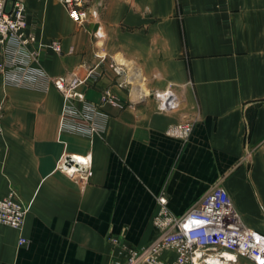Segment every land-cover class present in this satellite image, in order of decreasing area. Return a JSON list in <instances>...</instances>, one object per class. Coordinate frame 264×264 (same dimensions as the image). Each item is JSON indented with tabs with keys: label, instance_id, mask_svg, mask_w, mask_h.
Masks as SVG:
<instances>
[{
	"label": "crops",
	"instance_id": "obj_1",
	"mask_svg": "<svg viewBox=\"0 0 264 264\" xmlns=\"http://www.w3.org/2000/svg\"><path fill=\"white\" fill-rule=\"evenodd\" d=\"M23 2L38 53L6 46L0 197L16 189L27 210L21 231L0 223V264H108L107 235L156 237L161 191L180 215L221 186L264 234V0H88L83 23L59 0ZM58 76L82 79L84 100ZM106 88L118 106L101 103ZM184 121L186 141L166 134ZM68 156L91 174L70 176Z\"/></svg>",
	"mask_w": 264,
	"mask_h": 264
},
{
	"label": "built area",
	"instance_id": "obj_2",
	"mask_svg": "<svg viewBox=\"0 0 264 264\" xmlns=\"http://www.w3.org/2000/svg\"><path fill=\"white\" fill-rule=\"evenodd\" d=\"M59 1L68 16L77 23L85 22L91 14L88 0ZM34 42V35L27 33V14L23 0H0V73L6 69L5 50L8 43H13L35 58L38 49L30 50ZM49 46L55 51H61L57 40L51 41ZM111 66L117 75V85L125 86L122 68ZM52 83L66 100H84V92L80 89L84 83L82 79L58 76L52 79ZM170 94L167 93L162 101L164 107L172 106L171 101H167ZM101 103L118 106L109 88L103 90ZM3 113L4 99H0V133ZM192 129L193 122L184 121L167 127L166 134L186 141ZM72 158L81 169L78 170L75 164L63 168L70 176L84 178L91 174L90 159L87 156L82 163ZM156 201L157 210L152 217L156 237L147 245L133 246L118 235H107L106 240L114 251V257L108 264H211V260L227 258L225 253L232 256L229 259L232 264H236L240 258L248 259L253 264H264V234L242 222L223 187L212 188L180 215L169 210L163 191L156 196ZM26 210V203L21 200L16 189H10L7 195L0 197L1 224L21 231ZM26 242L27 239L20 234L18 244Z\"/></svg>",
	"mask_w": 264,
	"mask_h": 264
},
{
	"label": "bare ground",
	"instance_id": "obj_3",
	"mask_svg": "<svg viewBox=\"0 0 264 264\" xmlns=\"http://www.w3.org/2000/svg\"><path fill=\"white\" fill-rule=\"evenodd\" d=\"M164 98V97H163ZM75 159L77 161H79L80 163H82L83 161H85V157H75ZM225 255L227 256V258H224V259H214V260H211V264H232L229 259L232 257L230 255V253H225Z\"/></svg>",
	"mask_w": 264,
	"mask_h": 264
},
{
	"label": "water",
	"instance_id": "obj_4",
	"mask_svg": "<svg viewBox=\"0 0 264 264\" xmlns=\"http://www.w3.org/2000/svg\"><path fill=\"white\" fill-rule=\"evenodd\" d=\"M12 1H14V0H12ZM72 164H75V166L77 167L78 170L81 169L80 165L78 163H75V160L72 157H70V156L65 158L64 164L62 165V168H66V167H68V166H70Z\"/></svg>",
	"mask_w": 264,
	"mask_h": 264
},
{
	"label": "rangeland",
	"instance_id": "obj_5",
	"mask_svg": "<svg viewBox=\"0 0 264 264\" xmlns=\"http://www.w3.org/2000/svg\"><path fill=\"white\" fill-rule=\"evenodd\" d=\"M236 264H253L250 260L245 258L238 259V262Z\"/></svg>",
	"mask_w": 264,
	"mask_h": 264
}]
</instances>
